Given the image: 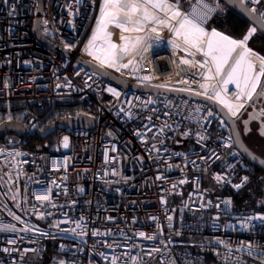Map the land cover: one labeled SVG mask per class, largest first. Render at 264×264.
Returning <instances> with one entry per match:
<instances>
[{"label":"built area","instance_id":"2783aa9c","mask_svg":"<svg viewBox=\"0 0 264 264\" xmlns=\"http://www.w3.org/2000/svg\"><path fill=\"white\" fill-rule=\"evenodd\" d=\"M174 1L202 23L224 4ZM241 1L264 21V0ZM37 5L0 0V124L26 130L0 139V264H264V210L234 203L251 164L233 147L230 123L187 95L210 97L198 43L171 22V37L149 34L134 67L102 65L88 52L102 0H43L42 39ZM78 58L130 83L184 93L127 89ZM256 90L264 95V65ZM79 115L93 126L56 130L41 149L24 145ZM53 249L66 259L51 260Z\"/></svg>","mask_w":264,"mask_h":264},{"label":"bare ground","instance_id":"6f19581e","mask_svg":"<svg viewBox=\"0 0 264 264\" xmlns=\"http://www.w3.org/2000/svg\"><path fill=\"white\" fill-rule=\"evenodd\" d=\"M133 2L124 8L120 6L121 0H102L99 20L88 41L90 57L102 65L125 63L128 68L134 67L149 34L161 30L164 39L170 38L174 31L171 22H177L179 35L197 42L194 47L207 60L208 95L231 114H237L255 90L264 65V54L249 43L259 32L251 27L241 37L212 21L199 22L182 11L174 0ZM143 9L146 16L158 14L160 19L153 22L137 18ZM120 52L122 59L118 60Z\"/></svg>","mask_w":264,"mask_h":264},{"label":"water","instance_id":"95a60500","mask_svg":"<svg viewBox=\"0 0 264 264\" xmlns=\"http://www.w3.org/2000/svg\"><path fill=\"white\" fill-rule=\"evenodd\" d=\"M224 4L231 7L234 11L241 14L243 17H245L250 23H253L257 28L264 32V21L254 12L250 11L246 4L241 0H221ZM43 8V0H38L37 5V18L35 20V33L40 38L39 35V22L40 18L39 15L41 14ZM44 43L53 51H56L57 48L44 41ZM65 55H68V52L63 51L62 52ZM122 52H120L118 56V60L122 59L121 56ZM78 61L83 62L90 66L95 72L99 73L100 75H103L107 77L108 79L123 85L127 89H132L136 91H145V92H165V93H184L176 90H168L163 89L160 87H153V86H147V85H140L136 83H130L125 80H122L115 75L107 72L103 67L95 64L94 62L84 59V58H78ZM188 96L194 97L198 100H202L206 102L211 107L215 108L217 112L225 118L231 126V132L234 139L233 147L237 149L242 157L249 162L250 164H253L261 169L264 170V159L260 156L253 153L242 141L240 132L237 127V118L232 117L229 111L226 109V107L221 104L219 101L210 98L205 95H199V94H193V93H187ZM81 101V100H80ZM78 101V102H80ZM63 104H69V103H63ZM20 107H15L14 109H17ZM0 109H2L0 107ZM94 124V119L85 115H79L76 120H73L71 117H65L61 118L58 121H56L54 124L49 125L45 130L38 131L37 134L42 138L45 139L49 136H51L56 130H65L67 128H91ZM8 132H13L17 137H24L25 136V128L15 121H6L2 122L0 124V139L4 137V135Z\"/></svg>","mask_w":264,"mask_h":264},{"label":"trees","instance_id":"16d2710c","mask_svg":"<svg viewBox=\"0 0 264 264\" xmlns=\"http://www.w3.org/2000/svg\"><path fill=\"white\" fill-rule=\"evenodd\" d=\"M212 21L219 23L232 32L243 36L247 31L250 22L231 7L224 4L219 7L211 18ZM255 45L264 50V33L259 31L251 40ZM13 103V108L16 107ZM78 108V107H77ZM239 117H237L238 120ZM58 132V131H57ZM51 138V137H50ZM42 138L37 134L28 138L24 145L31 149H41ZM236 210H264V170L253 165L247 184L234 194Z\"/></svg>","mask_w":264,"mask_h":264},{"label":"rangeland","instance_id":"374dc122","mask_svg":"<svg viewBox=\"0 0 264 264\" xmlns=\"http://www.w3.org/2000/svg\"><path fill=\"white\" fill-rule=\"evenodd\" d=\"M212 2H215L216 0H211ZM131 3H135L133 2V0H121V3H120V6L121 7H128V5H130ZM224 6V4H223ZM221 7V6H220ZM137 18H140V19H147V20H150V21H157L160 19V17L158 16V14H150V16L148 17V15L146 16V10H140L137 14ZM212 21V20H211ZM214 22L215 24H218L219 26L225 28L224 26L220 25L219 23H216L215 21H212ZM168 23V21H167ZM166 23V24H167ZM175 25H173V28L175 29L174 27ZM226 30H229L227 28H225ZM177 30V28L175 29ZM179 33V32H177ZM238 35V34H237ZM256 34L253 35V37L255 36ZM239 36V35H238ZM244 36V35H243ZM241 36V37H243ZM252 37V38H253ZM251 38V40H252ZM251 40H249V43L251 45H253V47L259 49L263 54H264V50L255 45ZM186 42H193L191 39H185ZM207 47V46H206ZM119 50V49H118ZM248 103L249 104H246L245 107H243L237 114H236V118H238L237 122L240 124L241 122L242 123H252L254 125V129L256 131H258L259 133V137H256V139H253V143H255L254 145L256 146V149L264 155V123L262 122V118L261 116L263 117L264 116V95L262 93H258V90H256L251 96L250 98L248 99ZM262 108V109H261ZM252 130V128H251ZM256 133L255 132H252L251 135H255ZM7 135H13V136H16L13 132H9L7 133ZM256 136V135H255ZM258 139V140H257ZM252 166V164H251ZM249 177H250V174H249ZM209 184H204L208 190L210 192H218V187L215 186V184L212 182V181H209L208 182ZM246 185V184H245ZM183 216H184V211L182 208H179V212H178V218H177V226L179 227L180 224H181V220L183 219ZM28 258L30 259H36L37 256L35 254H29ZM50 259L51 260H54V261H57V260H62L64 261L66 258L63 254H58L55 249H53L52 253H51V256H50Z\"/></svg>","mask_w":264,"mask_h":264},{"label":"flooded vegetation","instance_id":"af4514ba","mask_svg":"<svg viewBox=\"0 0 264 264\" xmlns=\"http://www.w3.org/2000/svg\"><path fill=\"white\" fill-rule=\"evenodd\" d=\"M18 107V106H16ZM17 110V109H15ZM262 122L264 123V116L262 117ZM264 125V124H263ZM237 127H238V130L240 132V135H241V139L243 141V143L253 152L255 153L256 155L260 156L261 158L264 159V155L261 154L257 149H256V146L254 145L255 143H253V139H256V137H259V133L258 131H256L254 129V125L252 123L248 124V123H238L237 122ZM252 128V130H251ZM252 132H255L256 136L255 135H251ZM260 138V137H259ZM258 140V139H257ZM238 151V150H237ZM239 152V151H238ZM240 153V152H239ZM241 155V154H240ZM242 156V155H241ZM243 160H245L243 158ZM251 169H252V166H251Z\"/></svg>","mask_w":264,"mask_h":264}]
</instances>
